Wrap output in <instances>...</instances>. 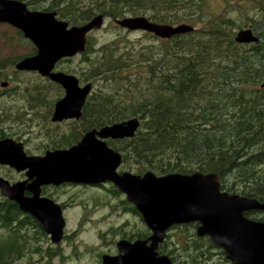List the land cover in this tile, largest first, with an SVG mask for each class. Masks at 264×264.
<instances>
[{
	"label": "trees",
	"instance_id": "obj_1",
	"mask_svg": "<svg viewBox=\"0 0 264 264\" xmlns=\"http://www.w3.org/2000/svg\"><path fill=\"white\" fill-rule=\"evenodd\" d=\"M22 1L33 9L56 11L59 18L72 25H82L99 14L115 19L144 15L173 25L189 21L190 15L201 12L204 3L53 0L42 6L33 0ZM261 3L262 18L254 23L257 26L250 25L260 38L256 44L237 43L230 19L213 20L206 29L160 39L156 46L130 45L121 50L116 42L103 45L97 50L98 58H92L96 49L88 38L87 49L81 54L87 67L79 70L80 79L93 84L101 79L105 86L89 96L81 128L98 129L138 117L141 125L135 137L108 141L122 153V167L135 173L150 170L157 175L213 172L220 175L224 190L264 202L263 0ZM22 57L0 61V65L14 66ZM80 133L75 131L74 140ZM19 213L13 203H0V227L7 228ZM247 216L264 221V211L248 212ZM31 220L28 217L27 223ZM196 227V223L174 226L186 231ZM190 233L193 243L185 247L190 257L181 260L182 264H204L215 246L207 237ZM12 237L11 241L0 239V261L11 248L19 254L17 234ZM166 250L162 244L159 251ZM169 250L168 255L177 262L180 252L175 246ZM220 254V261L227 262L223 252Z\"/></svg>",
	"mask_w": 264,
	"mask_h": 264
},
{
	"label": "water",
	"instance_id": "obj_2",
	"mask_svg": "<svg viewBox=\"0 0 264 264\" xmlns=\"http://www.w3.org/2000/svg\"><path fill=\"white\" fill-rule=\"evenodd\" d=\"M104 21L105 16L99 14L82 25L71 26L59 19L56 11L33 10L22 0H0V23L20 30L37 49L35 55L18 61L16 69L38 72L65 90V96L56 103L53 121L81 117L93 83L81 86L75 74L55 68L62 59L85 52L88 35L102 28ZM115 22L121 28L148 32L161 39L196 29L188 23L163 24L146 16H125ZM235 41L253 44L260 38L253 29L246 28L236 33ZM2 86L7 83L2 82ZM261 87L264 88V81ZM140 125L141 120L133 117L94 128L72 147L48 151L44 156H27L22 143L2 140L0 163L19 171L27 169L28 179L11 184L0 175V191L30 214L54 244H60L66 225L63 209L54 200L41 196V186L111 182L135 206L152 234L146 240L120 241L119 254L104 255L103 264H175L168 255L159 253V245L173 226L189 223H197V236H207L234 264H264V221L246 215L251 211H264V202L223 190L220 175L213 172L166 175L150 170L140 174L119 172L123 155L109 146L107 140L133 138ZM26 191L32 196H26Z\"/></svg>",
	"mask_w": 264,
	"mask_h": 264
},
{
	"label": "rangeland",
	"instance_id": "obj_3",
	"mask_svg": "<svg viewBox=\"0 0 264 264\" xmlns=\"http://www.w3.org/2000/svg\"><path fill=\"white\" fill-rule=\"evenodd\" d=\"M33 1H35L36 4L45 6L51 4L53 0ZM261 1L262 0H204L201 12L190 15L189 21L180 22L178 24L188 23L196 27L198 30H203L209 26L210 21L230 19L233 22L232 29L236 35L240 29H253L250 25L261 20ZM40 11L44 10L40 9ZM127 16H131V14H128ZM62 20H65L70 24L67 19ZM254 25L257 26V24ZM19 33L18 29L8 24H0V61H9L21 56L25 57V55L32 50V44L25 41ZM89 38L92 40V46L96 49V51L93 52V54H95L92 58L96 57L97 50L100 47L114 42L121 45V50L130 45L137 48H146L160 44V39L150 35L148 32L128 31L119 28L115 22V18L111 16L106 17L103 27L92 32L89 35ZM165 44H167L166 41ZM99 56L100 54L96 58ZM14 66H11L10 63H7L5 66L0 65V83L4 80H8L6 77L13 72ZM84 67H87V64L81 60V56H77L71 60L60 62L57 69L66 73L75 74L81 81L79 70H82ZM70 69L74 71L70 72ZM16 80L19 84L22 83L24 87H26V93L41 94L42 96L47 95V99L49 100L55 99L59 93L56 88L47 87V90L46 85L52 84L53 82L44 78L38 72L29 71L17 74ZM96 81H98L96 82L98 84L93 85L94 91L99 90L98 87L105 86L104 80L98 79ZM88 82L90 81H81L82 85ZM10 84L11 86L16 85L15 82ZM17 89L21 91L19 86ZM40 89L42 90L39 93ZM21 102L23 104L27 103L26 98L22 97V95H19L18 97L0 98V117L4 118L5 114L14 112L13 107L18 109L16 105H19L20 107ZM32 118L33 120H40V113H37V115L33 114ZM30 122L31 121L28 120V123ZM6 123L8 126H20L19 123L21 122L17 121L12 123V121H10ZM36 128L37 127H32L30 129L27 127L28 135L31 134L29 136H31L34 141L36 140L39 142L40 140L36 139ZM59 129L60 133H63L68 130V127L63 125L62 127L60 126ZM34 141L31 143L32 149H35ZM121 170L130 171L124 167H121ZM7 174L15 176L16 178L20 177L19 175L8 171ZM111 190L112 184L110 183H105V185L98 187L66 186L48 190V193H51L52 196L60 203L66 204L64 216L68 219L66 231L67 236L61 244L62 247L59 249L60 254L58 259H70L73 260V263L63 264H101L98 262V253L113 252L112 250H114V245L113 242H110V240H114V242H116L119 239V237L115 236L117 233L116 229H119L122 225H124L125 221H129L131 224H138L140 234L149 232V230H146L141 218L138 220L135 216L126 215L125 210L128 205L125 204V202H127L125 195L120 193L115 196ZM190 232L196 234V229H190V231L174 227L170 229L168 236L163 243L165 249L167 250L165 253H161V251L160 253L168 255L167 251H170L169 249L175 246L180 252L178 254L177 262H174L172 258L169 255L168 256L175 264H182L181 260H185L190 257L188 252L185 250L186 244L193 243V237H191L192 234ZM4 236V232L0 231V239L4 238ZM105 236L106 240H103ZM43 243L44 249L54 250V248H52V243L48 238L44 237ZM90 249H92L91 253L88 252L86 254L85 250ZM209 251L211 252L210 258L206 259L204 264H234L229 260H227V262L220 261V253L223 252L222 249L215 247L214 249L211 248ZM223 257L226 258L224 252Z\"/></svg>",
	"mask_w": 264,
	"mask_h": 264
},
{
	"label": "flooded vegetation",
	"instance_id": "obj_4",
	"mask_svg": "<svg viewBox=\"0 0 264 264\" xmlns=\"http://www.w3.org/2000/svg\"><path fill=\"white\" fill-rule=\"evenodd\" d=\"M30 9H33L29 7ZM11 26V25H10ZM13 27V26H12ZM20 32V30H18ZM22 34V32H21ZM22 37L24 38L25 41H28L32 44V50L25 55V57L33 56L37 53V49L34 46V44L26 39L24 35L22 34ZM68 59H64L63 61H66ZM62 61V62H63ZM58 66V65H57ZM56 70V68H55ZM58 70V69H57ZM26 73L29 71H20L17 70L16 67L14 66L13 72L9 75H7L6 79L2 82H6L7 86L3 87L2 82L0 83V98L3 97H18L19 95H22V97L26 98L27 103H20L19 105H16L18 107L14 108V112H11L10 114H5L4 118L0 117V141L5 140V139H12L18 143L23 144V150L26 153L27 156H44L48 151H55V150H60V149H68L72 147L73 145L77 144L83 135L92 130H84L81 128V122L83 121V115H84V110L88 101H85V104L82 108V115L80 118H73V119H67L63 121H53V115L55 112V107L56 103L61 99V97L65 96V90L64 88L58 84L53 82L52 84L46 85V89L48 88H56L58 89V95L55 99L49 100L47 99V95L42 96L41 94H31V93H26V87L21 83L17 82L16 80V75L21 74V73ZM47 78L48 80L51 81L50 78ZM15 82L16 85L11 86L10 83ZM10 85V87H9ZM18 86L21 88V91L18 90ZM48 87V88H47ZM42 89L39 90V93ZM37 113H40V120H33L32 115H37ZM28 120L31 122L28 123ZM12 123L20 121L21 123L20 126H8L6 125V122ZM30 124V126H29ZM63 125H66L68 127V130L60 133V126L62 127ZM28 128L32 127H37L35 130L37 131L36 139L40 140L34 141L32 139L31 134L28 135ZM99 129V128H98ZM78 130V132L81 131L78 139L74 140L76 138L75 131ZM31 132V131H29ZM68 139H71L70 143ZM120 139L114 140V141H119ZM32 141L35 142L34 148H31V143ZM8 172H12L14 174L19 175V178H16L15 176H12L10 174H7ZM120 171H122L120 169ZM0 175L4 179H7L11 184L24 181L28 179L27 175V169L26 170H17L15 167L9 165V164H1L0 163ZM112 184L111 182H108ZM105 185V183L97 184L95 187ZM66 186H81V187H90L92 185L88 184H80V183H63L61 185H54V184H46L41 186V196L50 198L54 200L55 202L59 203L63 209V215L65 209V205L63 203H60L56 198L52 196L51 193H48V190L54 189V188H60V187H66ZM112 193L116 195L114 192V186L112 184ZM117 192V191H116ZM26 196H32L31 192L26 191L25 192ZM5 203V202H11L15 206H17L18 210L20 211L19 215L17 216V219L13 221L7 228H1L0 231L4 232L5 236L4 238H7L8 241H11L13 239L12 235L15 233L17 234V241H16V248H19V254L18 250L15 249L13 250L12 248L9 249L8 255L0 261V264H59V263H73V260L70 259H61L59 260V254L60 251L59 249L62 247L61 244L64 241L65 237L67 236V221L68 219L64 216L66 225H65V230H64V237L61 241L60 244H54L51 240V237L48 233H46L39 223L28 213L22 211L19 207V205L2 195L0 191V203ZM124 202V201H123ZM126 215H132L135 216L136 219L139 220L141 218L142 222L144 223L141 214L135 209L132 208L131 205H128V207L125 210ZM30 217L32 222L30 224L27 223V219ZM146 230H149V232H146L144 234H140L139 232V225L138 224H131L129 221H125L124 225H122L119 229L117 230V233L115 236L119 237V239L114 242V240H110V242H113L114 245V250L113 252H100L97 255L98 262L103 264V256L104 255H111V256H117L119 254V248H118V243L120 241H129V242H135L137 240H146L148 239L152 232L151 230L146 226L144 223ZM142 235V236H140ZM114 236V237H115ZM46 237L48 238L51 243H52V248L54 250L50 249H44V243H43V238ZM113 237V238H114ZM103 240H106V236L104 237ZM18 242V244H17ZM93 249V248H92ZM85 250V253L87 254L88 252L91 253V250ZM17 250V252H15ZM16 253L14 258H12V254ZM45 258V259H44Z\"/></svg>",
	"mask_w": 264,
	"mask_h": 264
}]
</instances>
